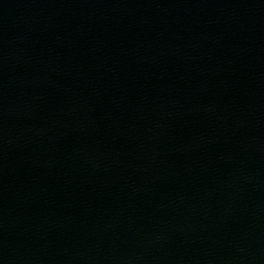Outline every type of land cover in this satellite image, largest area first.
<instances>
[{"label":"water","instance_id":"1","mask_svg":"<svg viewBox=\"0 0 264 264\" xmlns=\"http://www.w3.org/2000/svg\"><path fill=\"white\" fill-rule=\"evenodd\" d=\"M0 264H264V0H0Z\"/></svg>","mask_w":264,"mask_h":264}]
</instances>
